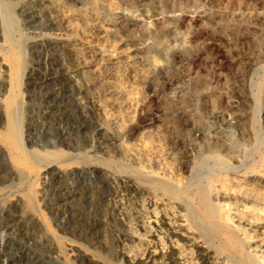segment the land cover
<instances>
[{"label":"rangeland","instance_id":"374dc122","mask_svg":"<svg viewBox=\"0 0 264 264\" xmlns=\"http://www.w3.org/2000/svg\"><path fill=\"white\" fill-rule=\"evenodd\" d=\"M9 90L17 154L35 151L31 165L5 142ZM0 132V264H92L82 248L107 264H141L156 249L142 264H166L169 232L160 225L157 245L140 227L148 192L167 200L166 184L193 203L156 208L189 230V259L203 249L211 264H239L217 220L205 218L206 233L199 202L223 168L242 176L253 161L264 177V0H0ZM254 227L237 233L246 255L264 259Z\"/></svg>","mask_w":264,"mask_h":264},{"label":"bare ground","instance_id":"6f19581e","mask_svg":"<svg viewBox=\"0 0 264 264\" xmlns=\"http://www.w3.org/2000/svg\"><path fill=\"white\" fill-rule=\"evenodd\" d=\"M52 19V18H51ZM9 28V27H8ZM80 30V29H79ZM77 31V30H76ZM79 32V31H78ZM6 35V34H5ZM100 37V36H99ZM8 43V42H7ZM11 43V42H10ZM14 48V47H13ZM7 50V49H6ZM10 50H14V49H11ZM21 50V49H20ZM98 51V50H97ZM101 51V50H99ZM23 52V51H22ZM10 53V52H9ZM16 53V52H15ZM94 53V52H93ZM92 53V54H93ZM103 53V52H102ZM107 53V52H106ZM98 54V53H96ZM114 54V53H113ZM8 55V54H7ZM15 55V54H14ZM99 55V54H98ZM106 55V54H105ZM116 55V54H115ZM23 56V55H22ZM97 56V55H96ZM95 56V57H96ZM114 56V55H113ZM4 57V56H3ZM10 56H8L7 59H9ZM13 57V56H12ZM106 57V56H104ZM20 58V57H19ZM98 58V57H97ZM113 58V57H112ZM123 58V57H122ZM4 59V58H3ZM1 59V60H3ZM14 59V58H13ZM100 59V58H99ZM106 59V58H105ZM109 59V58H108ZM6 60V59H5ZM18 60V59H17ZM16 60V61H17ZM107 60V59H106ZM9 61V60H8ZM7 61V62H8ZM12 61V60H11ZM10 61V62H11ZM14 61V60H13ZM12 61V62H13ZM15 61V62H16ZM20 61H23L20 59ZM102 61V60H101ZM115 61H118V60H115ZM126 61V60H125ZM96 62V61H95ZM107 62V61H106ZM105 62V63H106ZM6 63V62H5ZM20 63V62H19ZM17 64L16 66H13L15 68V77H16V80H15V77H14V82L18 83L19 82V79L21 77V68H20V64ZM16 64V63H15ZM66 64V63H65ZM2 65V64H1ZM97 65V64H96ZM95 65V66H96ZM102 66V65H101ZM114 66V65H112ZM111 66V67H112ZM119 66V65H118ZM8 67V66H7ZM12 67V68H13ZM99 67V66H98ZM97 67V68H98ZM11 68V69H12ZM110 68V67H109ZM8 69V68H7ZM99 69V68H98ZM111 69V68H110ZM117 69V68H116ZM11 70H9L10 72ZM108 71H111V70H108ZM100 72V71H99ZM115 72V71H114ZM113 72V73H114ZM8 73V72H7ZM23 73V72H22ZM103 73V72H102ZM118 73V72H117ZM109 74V73H108ZM12 75H9L7 76L8 78L12 79ZM57 75V74H56ZM95 75V74H94ZM116 75V74H115ZM55 76V75H54ZM58 76V75H57ZM60 76V75H59ZM67 76V75H66ZM113 76V75H112ZM105 77V76H104ZM52 78V77H51ZM50 78V79H51ZM61 78V77H60ZM69 78V77H68ZM113 78V77H112ZM106 79V78H105ZM116 79V78H115ZM48 80V79H47ZM8 81V80H7ZM110 82V81H109ZM11 83V82H10ZM9 84V82H8ZM12 84L14 83H11L10 84V87H15V86H11ZM101 84V83H100ZM105 84V83H104ZM19 85V83L17 84V86ZM87 86V85H86ZM112 85H110L111 87ZM19 87V86H18ZM13 89V88H11ZM19 89V88H18ZM105 89V88H104ZM16 90H17V87H16ZM60 90V89H59ZM108 90V89H107ZM117 90V89H116ZM116 90L114 89V87L112 86V89H111V93L116 95L118 94L116 92ZM10 93V90L8 91ZM7 92V94H8ZM57 92V90H56ZM13 93V91L11 92ZM9 95V97L7 98L6 100V104H7V108H6V120H7V133H6V136H5V142L7 147H9V150H11L13 152V154H17L20 152L23 151L22 147H23V144H21L22 141L21 138L19 139L18 136H20V134H17V128H19L18 125H16V106H17V100L15 99V95L14 94H11ZM81 94V93H80ZM102 94V93H101ZM110 94V93H109ZM122 95V94H121ZM109 96V95H108ZM127 96V95H126ZM20 97V96H19ZM81 97V96H80ZM112 97V95H111ZM5 98V99H6ZM89 98V97H88ZM87 98V99H88ZM113 98V97H112ZM111 98V99H112ZM4 99V100H5ZM131 100V99H130ZM86 101V100H85ZM92 101V100H91ZM128 101V100H127ZM5 102V101H4ZM89 102V101H88ZM92 103V102H91ZM122 103V102H121ZM6 104L4 103L3 105L6 106ZM89 104V103H88ZM90 105V104H89ZM88 105V106H89ZM117 105V108H123L122 106H120V104L116 103ZM91 107V105H90ZM97 107V106H96ZM95 107V108H96ZM101 107V106H100ZM103 107V106H102ZM115 107V106H114ZM94 108V109H95ZM126 108V107H125ZM102 109V108H101ZM5 110V109H4ZM96 110V109H95ZM107 112V111H106ZM118 112V111H117ZM260 112V110H258V113ZM4 114V113H3ZM92 114V113H91ZM101 114V113H100ZM108 115V114H107ZM102 116V115H101ZM128 116V115H127ZM106 118V117H105ZM96 119V118H95ZM111 120V119H110ZM104 122H107L108 120H104ZM101 122V121H100ZM100 124V123H98ZM111 124V123H110ZM109 125V124H108ZM107 125V126H108ZM104 126V125H103ZM17 127V128H16ZM99 127V126H98ZM102 128V127H101ZM111 128V126H110ZM124 128V127H123ZM100 129V128H99ZM113 129H116L114 128L113 126ZM112 129V130H113ZM107 130V129H106ZM117 130V129H116ZM5 131V129H4ZM115 131V130H114ZM120 132V131H119ZM1 133V132H0ZM103 133V132H102ZM114 133V132H113ZM111 131H106L105 133V136H113V134ZM118 133V132H117ZM2 134V133H1ZM104 134V133H103ZM119 134V133H118ZM3 135H5L3 133ZM102 135V134H101ZM204 136V135H203ZM107 138V137H106ZM111 138V137H110ZM202 138V137H201ZM258 140V139H257ZM260 140V139H259ZM258 140V141H259ZM110 141V140H109ZM119 143V142H118ZM5 145V144H4ZM116 146H117V143H116ZM120 146V145H119ZM157 147V146H156ZM256 147V145H255ZM141 148V147H140ZM253 148V147H252ZM8 149V148H7ZM8 150V151H9ZM5 151V150H4ZM10 151V152H11ZM27 151V150H26ZM25 151V152H26ZM28 151H31V150H28ZM27 151V152H28ZM142 151V150H141ZM145 151V150H144ZM35 152V151H34ZM33 152L32 155H34L35 153ZM37 152V151H36ZM135 152V151H134ZM30 153V152H29ZM41 153V152H39ZM46 153V152H45ZM49 153V152H47ZM57 153V152H56ZM54 153V154H56ZM11 154V153H10ZM19 154H17L15 156V160L20 164L22 163L23 165H28L30 162H32V160L35 158L34 156L30 155V154H25L24 156H20ZM23 154V153H22ZM53 154V156H55ZM48 155V154H47ZM52 155V154H51ZM60 155V154H59ZM130 155V154H129ZM148 155V154H147ZM9 156V155H8ZM12 157V154L10 155ZM34 158H32V157ZM37 156H39V154H37ZM43 155H41L42 157ZM142 156V155H141ZM144 156V155H143ZM57 157V155H56ZM55 157V158H56ZM13 158V157H12ZM10 158V160L12 159ZM38 158V157H37ZM44 158V157H42ZM48 158V156L46 157ZM53 158V157H52ZM134 158V157H133ZM36 159V158H35ZM39 159V158H38ZM14 160V162H15ZM37 160V159H36ZM35 160V161H36ZM107 162V161H105ZM115 162V161H114ZM35 163V162H34ZM38 163V162H37ZM16 164V163H15ZM32 163H30L31 165ZM257 164H255V162H247L246 163V169L244 170V175L242 176H238L240 175L237 174L236 172H229L231 171L230 168H223L222 171H225L224 172V175L227 176V178H224V181H217L218 179H220V177L218 179H213V178H208L207 180H205V182L207 181V183H203L205 184V186L203 185V187H205L203 190H201V195H200V213L202 212L204 214V220L206 217L210 218V220L214 221V220H217L219 223H220V228L221 230H223L224 232H228V236L225 238L224 242H223V247H228V248H231L232 250H234L235 252L239 253L241 258H240V261H239V264H264V259H259V258H256V257H252V256H249L248 254L246 255L245 254V250H244V240L242 238L239 237L238 235V231L240 232L242 229H243V226H255L253 228V231L255 230H259L260 228H262L258 234L255 236V240L252 241V243L256 244L255 245V248H259L258 250H260L261 252H264V226H260L258 221L260 219H264V191L261 190L260 186L264 184V177L260 176L259 175V172H258V169L257 167L255 166ZM36 166V165H35ZM35 166H33L34 168H36ZM146 166V165H145ZM16 167H18V165L16 164ZM27 167V166H26ZM228 167V166H227ZM25 168V167H24ZM183 168H186L188 169L187 165H183ZM213 168V167H212ZM245 168V167H244ZM30 169V168H29ZM33 169V168H32ZM166 169V168H165ZM197 169V168H196ZM215 169V168H214ZM26 170V169H25ZM171 170V169H170ZM28 171V170H27ZM31 171V170H30ZM221 171V170H220ZM35 172V171H34ZM117 172V171H116ZM135 172V171H134ZM36 173V172H35ZM213 173V172H212ZM31 174V173H30ZM30 174H29V177H30ZM138 174V173H137ZM231 174V175H230ZM242 174V173H241ZM130 175V174H129ZM216 175V174H215ZM215 175H212V176H215ZM233 175V176H232ZM224 176V177H225ZM245 178H250L249 180H244L242 179L241 177H244ZM33 177V176H32ZM240 177V178H238ZM181 178V177H180ZM130 179H128L129 181ZM155 180V179H154ZM158 180V178H157ZM181 180V179H180ZM165 181V179H164ZM124 182V181H123ZM130 182V181H129ZM181 182V181H180ZM196 182V181H195ZM31 183V182H30ZM126 183V182H125ZM166 183V182H165ZM163 184V183H162ZM173 184V183H172ZM183 184V183H182ZM248 184H251L250 186H248ZM33 185V184H32ZM32 185L29 186V188L32 187ZM128 185V184H127ZM138 185V184H137ZM151 185V184H150ZM159 185V184H158ZM198 185V184H197ZM196 185V186H197ZM200 185V184H199ZM202 185V184H201ZM154 186V185H153ZM187 186V185H186ZM128 187H131L135 190H137L136 186L134 184H132V182H130L129 186ZM160 187V185H159ZM179 187V186H178ZM199 187V186H198ZM153 188V187H152ZM162 188V187H161ZM200 188V187H199ZM130 189V188H129ZM155 189V188H153ZM29 190H35V188L33 189H29ZM198 190V189H197ZM134 191V190H133ZM158 192L160 190H157ZM162 191V190H161ZM160 191V192H161ZM163 191H164V194L167 195V197H169L167 200H165L166 198H163L161 196H159L156 192L154 193V191H149L148 193L151 194L150 196V202L151 203H148L150 205H147V207L144 205V204H141V211H142V214H145L147 215L146 218L147 220L146 221H143L141 219V225L140 227L142 228L144 234H149L151 235V237L153 238L152 240L154 241L155 244L157 245H160L161 244V241H162V237L160 236V233L158 231V228L161 226L164 227V229H166L169 234L167 236V241H168V245H169V249H170V257H168L170 259V262L166 263V264H211V261L210 258H211V255L208 251L206 250H201L199 252V255H198V258L197 259H189L190 256L186 254L185 250L183 249V246L186 245L187 243H190L192 240H191V237L190 235L188 234L187 231L189 230H186L181 224H174L173 221H172V218H170L169 216L165 215V214H159L160 212H158V210H156L157 207H160V206H166L167 204H178V205H182V204H185L186 207H188L187 209L192 210L193 206H192V202L190 200H188L185 196V191H184V188L182 186V188H174V189H171L169 188L168 184L164 185V188H163ZM162 191V192H163ZM29 192V195H30V191ZM35 192V191H34ZM67 194V193H66ZM197 194V193H195ZM33 195V194H32ZM31 197H35L34 195ZM68 195V194H67ZM70 195V194H69ZM137 195V194H136ZM140 195V194H139ZM138 195V196H139ZM199 196V195H198ZM166 197V196H165ZM22 198V197H21ZM64 198V197H63ZM148 198V197H147ZM30 201H29V206L31 209H33L37 214H41L40 213V210L38 208H35L34 207V199L31 200L30 196L29 198ZM69 199V198H68ZM199 199V198H198ZM18 200V199H17ZM64 200V199H63ZM62 200V201H63ZM165 200V201H164ZM41 201V200H40ZM148 201V202H149ZM226 201H233V203L236 204V211L234 212V215L233 217H235V222L236 224L233 222V219L231 217H229L227 215V213L225 212V206L227 205L226 204ZM22 202V201H21ZM146 202V201H145ZM38 204V203H37ZM27 205V203L25 204ZM171 206V205H170ZM197 206V205H196ZM27 207V206H26ZM227 207V206H226ZM137 208V207H136ZM162 208V207H161ZM196 208V207H195ZM139 209V208H138ZM138 209L136 211H138ZM197 211H198V207L196 208ZM32 210V211H33ZM118 210V209H117ZM233 210V209H231ZM31 211V212H32ZM135 211V212H136ZM42 212V211H41ZM22 213V212H21ZM33 213V212H32ZM141 213V212H140ZM195 213V212H194ZM199 213V214H200ZM198 214V213H196ZM203 214H201L203 216ZM20 215V214H19ZM42 215V214H41ZM139 216V215H138ZM143 216V215H141ZM40 217V216H39ZM177 217V216H176ZM192 217V216H191ZM198 217V216H197ZM75 218V217H74ZM144 218V217H143ZM16 219V218H15ZM138 219V218H137ZM41 220V219H39ZM175 220V218H174ZM210 220L209 222L205 220L203 226L206 227V233H209L211 232V229L208 228L209 224H210ZM25 221V220H24ZM176 221V220H175ZM201 221V220H199ZM217 221H214L215 224H217L216 222ZM178 222V220H177ZM129 223V221H128ZM137 223V222H136ZM184 223V222H183ZM200 223V222H199ZM201 225H202V222H201ZM212 225H214L212 223ZM219 225V224H218ZM185 226V225H184ZM199 226V225H198ZM139 228V227H138ZM47 229H49L47 227ZM219 229V228H218ZM251 229V228H250ZM140 230V231H142ZM220 230V231H221ZM209 231V232H208ZM221 231V232H223ZM136 232V231H135ZM142 232V234H143ZM218 232V231H217ZM220 232V233H221ZM162 233V232H161ZM191 233V232H190ZM215 233V231H214ZM141 234V235H142ZM192 234V233H191ZM210 234V233H209ZM217 234V233H216ZM225 234V233H223ZM211 235V234H210ZM57 236V235H56ZM140 236V235H139ZM218 236V235H217ZM224 236V235H223ZM253 236V235H252ZM135 237V236H134ZM53 238V237H52ZM143 238V237H142ZM146 238V237H145ZM132 239V238H131ZM136 240V238H135ZM138 240V239H137ZM150 240V239H149ZM71 242V241H70ZM69 243V242H68ZM73 244V243H72ZM153 244V243H152ZM164 244V243H163ZM64 245V244H63ZM76 245V244H75ZM79 245V244H78ZM81 245V244H80ZM165 245V244H164ZM167 245V244H166ZM192 245V244H191ZM65 246V245H64ZM83 246V245H82ZM162 246V245H161ZM74 247V246H73ZM78 247H81V246H78ZM58 248L60 249V251L62 250L61 246ZM71 248V246H70ZM161 249L163 248L160 247ZM227 248V249H228ZM83 249V248H82ZM82 249H79V251L81 252V255L86 258V260H88L89 262H91L92 264H107V263H104L102 262V260L98 259L94 253L91 254V251L90 253L87 252V251H84ZM90 249V248H89ZM159 249V250H161ZM199 249V248H198ZM221 250H225L224 248H220ZM92 250V249H91ZM169 253V251H168ZM78 254V253H77ZM124 254V253H123ZM151 254V255H149ZM149 257H146L141 258V256H137V257H140V260H141V264L144 263V262H147L149 258H151L152 256H161L162 254L160 253V251L158 252V250L154 249V250H151L149 252ZM61 255V254H60ZM97 255V254H96ZM72 256V255H71ZM189 256V257H188ZM102 257V256H101ZM133 257V256H132ZM131 257V258H132ZM63 258V257H62ZM129 258V257H128ZM135 258V257H134ZM156 258V257H155ZM167 258V259H168ZM58 259V258H57ZM103 261H104V257L102 258ZM163 259V257H162ZM235 259V258H234ZM106 260V259H105ZM165 260V259H164ZM64 261V260H63ZM107 261V260H106ZM131 261V260H130ZM139 261V260H138ZM108 262V261H107ZM153 262V261H152ZM237 262V261H235ZM110 263V262H109ZM112 263V262H111ZM110 263V264H111ZM89 264V263H88ZM113 264V263H112Z\"/></svg>","mask_w":264,"mask_h":264}]
</instances>
